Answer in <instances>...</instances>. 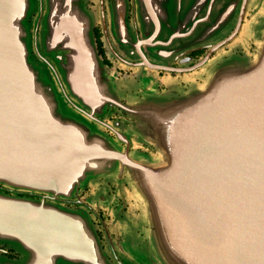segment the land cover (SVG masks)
Listing matches in <instances>:
<instances>
[{
	"label": "water",
	"instance_id": "obj_1",
	"mask_svg": "<svg viewBox=\"0 0 264 264\" xmlns=\"http://www.w3.org/2000/svg\"><path fill=\"white\" fill-rule=\"evenodd\" d=\"M106 5L104 15L87 0H0V182L10 191L53 196L101 179L127 184L138 218L146 219V261L264 264V0ZM104 18L110 21L105 43L117 45L115 57L133 70L130 76L98 55L93 26ZM148 48L215 53L199 65L205 78L182 98L196 87L214 97L195 109L184 132L182 119L171 117L177 126L163 134L164 150L158 136L137 135L144 128V99L167 98L151 89L147 95L149 70L160 68L148 61ZM123 99L135 134L155 141L157 154L130 152L83 122L85 115L122 106ZM128 129L118 126V139ZM137 158L162 168L155 173ZM18 206L0 197V237L44 223L41 212Z\"/></svg>",
	"mask_w": 264,
	"mask_h": 264
},
{
	"label": "flooded vegetation",
	"instance_id": "obj_2",
	"mask_svg": "<svg viewBox=\"0 0 264 264\" xmlns=\"http://www.w3.org/2000/svg\"><path fill=\"white\" fill-rule=\"evenodd\" d=\"M108 1L88 0V5L90 9L94 7L106 15ZM132 10L133 6L130 4V12ZM109 22V19L104 18L93 26L98 55L111 69L122 74H132L133 70L130 68L116 67L119 63L114 54L117 45L112 43L110 49L105 43L109 33ZM128 23H134L132 14L128 16ZM137 32L140 33V30ZM155 51L151 52L150 48L145 51L148 61L160 67L153 71L149 70L150 83L148 84L151 86H147V95H152V91L154 93L157 90L160 96L167 98L166 101H159V103L152 102L149 98L144 99V127H146L144 130L148 136H157L153 135L154 130L165 134L175 129L177 123H174V118H171L173 115H164L161 109L169 104L174 108V103L187 94L193 85L199 84L205 78V73L201 72L203 65L199 66L200 63L208 58L205 61L208 65L215 56V53H211L208 48L187 53L179 49L168 50L164 54ZM144 93L145 89H143ZM121 105L106 108L100 114H91L87 120L85 115L83 122L93 128L103 129L108 137L118 140L121 146L130 152L141 153L144 156L157 154L158 147L155 141H143L135 134L136 126L129 115V109H131L129 101L123 99ZM74 109L73 107L72 110ZM118 126L129 128L119 139L115 133ZM125 189L126 195H124ZM97 191L100 193L95 195ZM127 193V184L119 188L110 182L102 183L100 180L93 182L92 185H79L61 197L40 191L33 194L19 192L18 195L21 198L30 201L57 202L55 205L63 208L66 215L76 216L74 218H78L77 222H81L80 218L83 217L87 226L62 225V220L56 223L48 220L49 224L43 221L41 225L36 222L32 225L17 226L12 237L0 239V264H125L128 260L125 257L127 249L125 239L133 238L134 243H130V247L136 245L140 247L146 242L142 228L135 225V222L138 223L140 210L138 205L129 199ZM127 218H129L128 223L131 222V224L125 231L117 225L119 221ZM136 241L138 244H135ZM132 256L130 253L129 259ZM129 262H132L131 264L150 263L145 259Z\"/></svg>",
	"mask_w": 264,
	"mask_h": 264
},
{
	"label": "rangeland",
	"instance_id": "obj_3",
	"mask_svg": "<svg viewBox=\"0 0 264 264\" xmlns=\"http://www.w3.org/2000/svg\"><path fill=\"white\" fill-rule=\"evenodd\" d=\"M116 67L118 69H126L120 63H117ZM203 70H204V68H203ZM203 70L201 69V72ZM119 73L121 74V76H123V75L130 76L131 75V74H122L121 72H119ZM205 76H206V74H205ZM222 77H226V74L223 73ZM36 86L41 89V86H39L38 84H36ZM103 94H105V92ZM213 97H214V92H210L209 89H208V91L203 92V91L198 90V88L196 87V89H193L190 92L188 98H180L176 103H174V105H173L174 108H172L170 106V104L167 106H164L161 109V113H163L164 115H174L178 118L179 121H180V119H182V121L179 122L178 126L181 129V131L184 132L186 130V127H187V125H186L187 120L194 116L195 109L198 110L199 105H201L202 103L207 104L209 101H211V99ZM151 101L154 102V98H152ZM144 121H145V119H144ZM144 121H143V123H144ZM140 128L141 129L137 130V135H144L145 134L144 129H146V127L143 128V126H140ZM154 134L158 136V139H156L155 141L164 150L167 147V144L165 142L166 141L165 136L160 131H156V130L153 131V135ZM69 138L70 137L68 135L66 141H69ZM97 147L102 148V149H105V148L109 149L107 147V145H102V144H100V146L98 145ZM151 158H153V157H151ZM151 158H137V159H140L143 164H145L147 167L151 168L153 171H155V173H158L159 170L162 168V166L158 162L156 164H154L153 161L150 160ZM100 182L104 183L103 180H100ZM114 185L118 187L117 183H114ZM0 186H2V188H0V197L1 198L10 197V198L14 199L16 202L19 201L18 207L22 211H27L29 214H33L34 212H36V213L41 212V215L43 216L44 222L46 224H49L48 220H50L51 222L54 221L55 223H56V221L62 220L63 221L62 225H70V226L84 225V226H87V223H86V221H84L83 217L80 218L81 222H77L78 218H74V217H76L74 215H66L64 213L63 208L57 207L55 205L57 202L56 203L54 201L44 202V201H40V200L30 201V200L21 198V196L18 195V193H19L18 189L13 188L12 191H10L9 189H11V188H9V187H11V186H8L2 182H0ZM99 193H100V191H97L95 195H97ZM58 197H61V196H58ZM129 199L133 200L132 198H129ZM22 201H28L30 203L24 204V203H22ZM135 203L138 205L137 202H135ZM75 215H77V214H75ZM128 220H129V218L122 220V221H119L117 226L121 227V229L123 228V229H125V231H127L130 227V224H131V222L128 223ZM141 220L146 222L145 217H141V219L138 218V223L135 222V225L139 226L140 228H141ZM7 237L8 236H1L0 239L7 238ZM124 242H125V245L127 244V247H126L127 249L125 250L126 251L125 257L128 258L129 261L138 262L139 259H148V256L145 253V251L147 250V247H146L147 245H143V244L140 245L139 244L140 247L137 245L135 247H130V243H134L133 238H129V239L126 238ZM135 244H138V242L136 241ZM130 253L133 255L131 259H129ZM127 261L125 264H131L132 263V262H129V261L127 262ZM174 261L175 260H171L169 262V264H180L177 261L176 262H174ZM149 264H153V263H149Z\"/></svg>",
	"mask_w": 264,
	"mask_h": 264
}]
</instances>
